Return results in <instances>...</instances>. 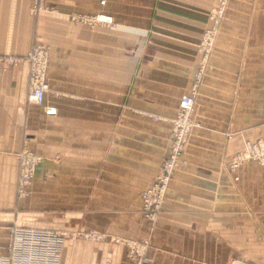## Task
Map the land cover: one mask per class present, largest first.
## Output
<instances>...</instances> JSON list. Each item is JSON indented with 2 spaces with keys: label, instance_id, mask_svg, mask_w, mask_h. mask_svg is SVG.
<instances>
[{
  "label": "crops",
  "instance_id": "crops-1",
  "mask_svg": "<svg viewBox=\"0 0 264 264\" xmlns=\"http://www.w3.org/2000/svg\"><path fill=\"white\" fill-rule=\"evenodd\" d=\"M38 1L0 0L2 60L47 44L43 106L56 108L28 100L26 62H0V255L15 225L85 234L65 241L59 264H130L125 239L147 244L143 264H264V167L227 168L242 140L264 139V0H227L206 58L198 44L218 0ZM100 13L111 24L72 18ZM195 84L200 128L149 222L140 193ZM24 148L41 160L19 198Z\"/></svg>",
  "mask_w": 264,
  "mask_h": 264
},
{
  "label": "rangeland",
  "instance_id": "rangeland-1",
  "mask_svg": "<svg viewBox=\"0 0 264 264\" xmlns=\"http://www.w3.org/2000/svg\"><path fill=\"white\" fill-rule=\"evenodd\" d=\"M39 1H41V0H39ZM39 1H38V4H39ZM226 2H227V0H218L217 5L213 6L208 12L207 21H208L209 27L206 28V30L202 34L200 42L198 44L199 52L204 56V58H206V56H208L213 50L214 37H215L216 32L218 31V28L221 24L223 17H224ZM95 16L96 15H93L90 17L89 16H80V17L74 16L72 18H73V20H76L79 22L88 23L89 21H87V20H90V18H94ZM89 24H92V23L89 22ZM36 43H39V42H34L32 44V47ZM39 44H41L45 47H48L49 48V55H50V47L47 44H42V43H39ZM0 62L7 63L10 65H15L19 61L16 63H11V62H7V60L4 59V60H1ZM24 62H26V61H24ZM206 64H207V61H202L201 65H200L201 66L200 69L202 70L203 68H205ZM27 65H28V63H27ZM28 73H29V65H28ZM199 78L200 77L198 75L197 80H199ZM27 85H28V83H27ZM183 94H190L194 97V106H193L192 110L189 112V114H187V115L183 114V117L182 118L179 117L178 122H176L178 114H179V109H178L179 101H180V98ZM183 94L180 96V98L178 100V104H177L174 116L170 119L171 126H170V132H169V135H170V150H169L170 152H169V155L164 160H162V162L158 168V171L156 173V176L154 178L153 183L150 186L144 188L140 193L141 212H142L144 218L147 219L149 222H154L157 220L159 213L161 212V208H162L163 202L165 200L166 192H167L168 186L171 182L172 176H173L175 170L177 169V167L179 166V164L182 162V156L186 151V148L190 142L192 135L196 132L197 129L200 128V124L198 123V119H197V110H196V105H195L196 84L193 88H191V90H189V92L183 93ZM27 98H28V90H27ZM39 106H42V105H39ZM229 135H230V133H229V131H227L226 132L227 138H229ZM246 140L247 141L249 140L250 143L259 142L257 144V146H258L257 150L253 147L251 149H253V151H257V152H255V153H257V155H259V153L261 154L260 159L262 157H264V139H262V138H258L255 140L244 139L229 155V161L227 164V168L230 172L235 171L241 164L246 163V162H253V163H256V164L264 167L257 160H251V159L249 160V159H242V157L241 158L236 157V154L238 152H240L241 150H243V148H245L244 142ZM250 151H252V150H250ZM21 152H29L30 157H33L35 159L37 158V161L34 163L33 167L31 166L32 161H30V163H28L29 164L28 168H31V169H29L30 172H29V170H26L27 173H25V170H24V172L22 171V169H23L22 164L20 163V161L17 158L18 154H20ZM21 152H19L16 155V159L18 161V178H17L16 195L19 198L26 196L27 193L29 192L28 188L32 183L35 169L41 160L40 156H38L37 154H35L34 152H32L26 148L22 149ZM23 173H24V175H23ZM162 174H165L166 176H168V181H167V184H166V187L164 190H161L160 187H158V186L155 187V185L158 183V177H159V181H160V177L162 176ZM25 175H26L25 181H27L26 184H24V182H23ZM161 183L162 182L160 181V186H161ZM151 187H153L152 190H151ZM144 200L149 201L148 203L151 204L150 215H152V216H150V217H147L145 215L146 212L144 209ZM12 229H32V228H22V227H17L15 225L10 226L8 228L7 241H6V244H5L4 249H3V254L0 255V264H12V260H11L12 248L10 247V240H11L10 232ZM68 236H70V237H68ZM79 237H80L79 235L75 236V234H72V235L71 234L67 235V233L65 234V236L63 237V240H64L63 247L60 251V253H61L60 261H61V257L63 254V250L65 248V246H64L65 241L68 238H71V239H77V238L81 239L82 238L84 240L87 239V236L85 234H83L81 236V238H79ZM89 238L90 237H88V239ZM94 238L98 240V237H94ZM117 243L124 244L125 246H127V248H128L127 256L130 259V264H132V262L136 259H140L141 264L144 263L145 257H146V250L145 249H146V245H147L145 242L135 243L133 240L125 239L122 241H118ZM236 261L241 262L242 264H252V262H250L246 257L240 256V255L237 257H229L226 260H222L216 264H231V263L236 262Z\"/></svg>",
  "mask_w": 264,
  "mask_h": 264
},
{
  "label": "built area",
  "instance_id": "built-area-1",
  "mask_svg": "<svg viewBox=\"0 0 264 264\" xmlns=\"http://www.w3.org/2000/svg\"><path fill=\"white\" fill-rule=\"evenodd\" d=\"M103 3V2H102ZM97 14L94 18H90V23L96 24H111L100 20ZM105 15V14H104ZM88 22V23H89ZM2 57L0 56V61ZM7 62L16 63L20 60H24L29 65L28 73V99L37 105H42L44 102L45 94L49 90V84L47 80V72L49 66V48L45 47L39 43H36L24 58H6ZM194 106V97L190 94H183L179 101V114L176 122H178L179 117H183V114L187 115L192 110ZM44 111L47 115H55L56 109L53 106H44ZM175 122V123H176ZM177 124V123H176ZM257 143H250L249 140L244 142L243 150L236 154V157L242 159L257 160L261 165L264 166V157L261 154L257 155V151H253L252 147L257 150ZM253 145V146H252ZM252 150V151H250ZM255 153V154H254ZM18 160L22 164V171L27 173L26 170L29 167L30 161H32L31 166L37 161V158L30 157L29 152H21L18 154ZM30 172V170H29ZM24 175V173H23ZM26 175L24 176L23 182L25 181ZM160 181L161 186H160ZM158 177V183L155 185L164 190L168 181V176L162 174ZM154 187V186H153ZM151 187V190L152 188ZM149 201L144 200V209L146 216L150 217L151 204ZM65 232L50 231V230H40V229H12L10 232L11 240L10 247L12 248V264H59L60 261V251L63 247V237ZM14 252V253H13ZM132 264H141L140 259H136ZM231 264H242L241 262H233Z\"/></svg>",
  "mask_w": 264,
  "mask_h": 264
},
{
  "label": "bare ground",
  "instance_id": "bare-ground-1",
  "mask_svg": "<svg viewBox=\"0 0 264 264\" xmlns=\"http://www.w3.org/2000/svg\"><path fill=\"white\" fill-rule=\"evenodd\" d=\"M101 16H104L105 19H102ZM98 17L100 18V20H103V21H106V22H110V23L112 22L111 19L108 20L109 18H111V17L108 16V15H104V14L100 13V14L98 15ZM108 17H109V18H108ZM55 109H56V108H55Z\"/></svg>",
  "mask_w": 264,
  "mask_h": 264
}]
</instances>
